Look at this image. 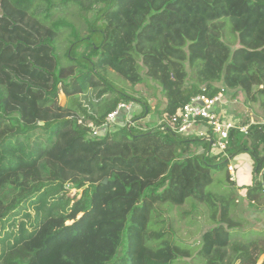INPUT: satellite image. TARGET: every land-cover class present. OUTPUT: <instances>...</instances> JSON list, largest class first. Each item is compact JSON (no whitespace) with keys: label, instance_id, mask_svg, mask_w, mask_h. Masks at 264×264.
<instances>
[{"label":"trees","instance_id":"1","mask_svg":"<svg viewBox=\"0 0 264 264\" xmlns=\"http://www.w3.org/2000/svg\"><path fill=\"white\" fill-rule=\"evenodd\" d=\"M101 5L84 36L57 17L71 6ZM64 31L66 65L58 53ZM187 66L196 81L190 87ZM107 68L132 84L147 69L168 115L197 95H217L215 82L264 108V0H0V264H173L190 253L166 241L150 246L168 231L148 226L157 205L181 207L189 198L207 204L215 224L202 236L206 264H264V229L255 239H232L244 225L231 216L236 198L207 191L212 172L228 161L165 125L137 128L150 106L119 91L103 75ZM61 93L76 103L62 106ZM121 102L135 103L141 115L124 126L127 114L120 115L98 137L78 122L100 125ZM199 146L206 151L192 155ZM227 153L252 160L250 184L239 188L259 203L264 125L231 130ZM113 230L120 243L109 241L106 261L95 262L102 235Z\"/></svg>","mask_w":264,"mask_h":264},{"label":"rangeland","instance_id":"2","mask_svg":"<svg viewBox=\"0 0 264 264\" xmlns=\"http://www.w3.org/2000/svg\"><path fill=\"white\" fill-rule=\"evenodd\" d=\"M101 8L102 5L94 7L90 12H85L82 10L80 11L77 6H71L63 14H58L57 17L64 16L66 19L71 21L84 36L88 34L89 22L93 21L97 17L99 12L98 10ZM99 23H102V21ZM69 35V31H64L59 36L58 53L60 54L63 65L67 64L65 54L69 46ZM237 47L238 43L232 46L233 49H236ZM78 51L83 52L84 48L80 47ZM94 60H97V58ZM139 63L142 64V60H139ZM187 71L191 74V70L188 66ZM146 72L147 69L144 68L141 73L138 74L142 81L132 84L131 81L127 80L124 76L111 68L103 70V75L115 87H117L119 91L147 101L151 109L150 114L146 118H142L141 120H137L135 122L136 127L142 128L143 130L153 129L155 126H160L162 123L161 120L165 116L163 111L167 105V97L162 92L161 86L152 81L151 77L146 75ZM189 76L190 77L185 82L186 87H190L196 82L192 74ZM213 85L221 88L228 98V104L226 105L224 111L221 109L227 119L233 120L238 126H251L264 123V108L262 107L260 101L252 103L246 98L245 94L241 90H229L223 83L215 82ZM205 87L206 85L202 86V88ZM80 99L81 103L87 106L86 96H81ZM59 101L64 107L72 106L76 103L62 93L60 94ZM131 104L133 103H128L127 107L129 108ZM136 108L138 110H136L135 113L130 114V119H135L141 115L142 110L138 107ZM190 137L198 139L201 138L197 132L186 136V138ZM201 148L203 149L205 147L199 146L196 149L193 148L194 150L192 155L201 153ZM211 157H216L217 160L218 158L223 160V157L220 155L212 154ZM227 177L228 172L226 168L213 171V183L208 187L207 191H214L218 196L223 195L228 198L233 196L236 198L237 206L232 207L231 216L235 219H239V221H243L244 225L242 229L238 231L241 232L240 234H237V230L231 232L232 239H255L257 238V235L263 232L262 229H264V199H262L259 203H250V201L246 198V191L241 188L232 187ZM256 180L259 181V178ZM72 192L75 193L76 191L73 190ZM157 211L158 213L152 214V224L148 226V230L162 231L167 229L168 233H166L162 240L150 241L147 244L156 247L163 241H166L173 244L175 243V245H178L180 249L187 250L190 253L191 256L189 258H179L173 264H206L205 259L199 254V252L202 246L203 234L215 226L213 221L210 219V207L207 204L201 203L193 198H189L181 207L171 206L170 204L157 205ZM157 216L158 219H156ZM80 217L81 216H79V218ZM153 221H157L158 223L154 225ZM119 235L121 236V233H118L115 230L102 235L103 243L99 247L95 256V262L106 261V253L104 254V251L101 250L109 241H117L119 244ZM115 248L117 249V245ZM261 259H263V257H261Z\"/></svg>","mask_w":264,"mask_h":264},{"label":"built area","instance_id":"3","mask_svg":"<svg viewBox=\"0 0 264 264\" xmlns=\"http://www.w3.org/2000/svg\"><path fill=\"white\" fill-rule=\"evenodd\" d=\"M227 104L228 99L224 91L219 92L214 97L200 94L193 97L189 103L178 109L176 114L168 115L165 113L160 125H165L171 128L176 134L184 137L196 132L199 133L200 139L209 143V148L207 149L208 154L220 155L223 157V160L226 159L228 161L227 172L230 181L236 182V167L233 163V159L227 153L229 135L231 130L234 129L248 134L250 125L238 126L233 120L227 119L223 112ZM127 105L128 103L121 102L117 109L111 112L107 116L106 121L100 125L82 118L78 119V122L80 125L87 128L90 137H98L101 134H105V131L107 132V130L114 125L120 124V122H118V117L122 114H127V118L123 124L120 125L124 126L127 123H131L129 121L130 114L138 110L136 108L138 105L133 103L129 108ZM221 109H223V111H221ZM262 125H264V123ZM205 151L206 148H203L202 152ZM220 160L222 159L218 158V161Z\"/></svg>","mask_w":264,"mask_h":264},{"label":"crops","instance_id":"4","mask_svg":"<svg viewBox=\"0 0 264 264\" xmlns=\"http://www.w3.org/2000/svg\"><path fill=\"white\" fill-rule=\"evenodd\" d=\"M203 149L201 148V151ZM233 163L235 167L238 169L237 178H239L240 175V181L238 180L236 183V188H239L240 185H248L250 184L251 181V171H252V166L253 162L250 159L248 155H243L237 159H233ZM239 182V183H238Z\"/></svg>","mask_w":264,"mask_h":264},{"label":"water","instance_id":"5","mask_svg":"<svg viewBox=\"0 0 264 264\" xmlns=\"http://www.w3.org/2000/svg\"><path fill=\"white\" fill-rule=\"evenodd\" d=\"M107 183H108V179H105L104 182H103V184L107 185Z\"/></svg>","mask_w":264,"mask_h":264}]
</instances>
